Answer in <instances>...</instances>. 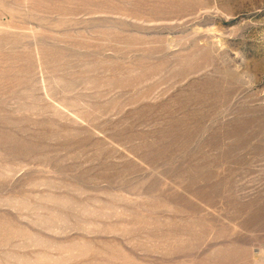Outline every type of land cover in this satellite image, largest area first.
Instances as JSON below:
<instances>
[{
  "label": "rangeland",
  "instance_id": "obj_1",
  "mask_svg": "<svg viewBox=\"0 0 264 264\" xmlns=\"http://www.w3.org/2000/svg\"><path fill=\"white\" fill-rule=\"evenodd\" d=\"M0 264H264V0H0Z\"/></svg>",
  "mask_w": 264,
  "mask_h": 264
}]
</instances>
